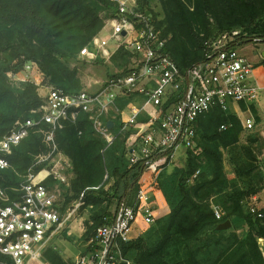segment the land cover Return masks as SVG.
<instances>
[{
    "label": "trees",
    "instance_id": "1",
    "mask_svg": "<svg viewBox=\"0 0 264 264\" xmlns=\"http://www.w3.org/2000/svg\"><path fill=\"white\" fill-rule=\"evenodd\" d=\"M150 1L137 0L138 9L154 18L168 40L166 52L183 72L204 62L210 45L225 33L241 31L240 39L246 43L264 41V0H155L160 13L151 10ZM104 12L105 17L115 13L109 0H0V140L16 123L36 120L32 112L41 107L36 84L16 86L9 79L28 62L43 75L42 84L67 93L83 90L77 71L64 61L79 56L100 32ZM133 55L121 48L112 61L124 68ZM117 102L122 110L139 100L129 95ZM111 119L113 131L120 132V116ZM147 120L139 116L137 123ZM243 131L236 115L219 109L198 118L194 144L184 150V164L163 165L157 177L170 213L144 228L143 235L117 241L124 258L132 264H264L259 245V240L264 242V208L252 212L248 205L264 190V173L254 150L258 142H264L252 136L241 144ZM48 132L47 126H38L10 153L0 154L9 163V168L0 170V187L11 198L12 188L22 184L33 164L51 151ZM138 133L129 126L107 146L87 120L80 119L55 134L72 175L68 186H59L57 209L61 217L79 201L82 210L89 209L83 234L88 251L97 248L96 230L112 224L122 205L135 207L139 189L148 184L145 161L131 163V150L138 151ZM225 154L233 166V179L224 169ZM162 157H169L168 152L153 159ZM43 167L36 166L34 172ZM46 184L54 187L56 182L50 179ZM216 210L222 213L220 219ZM226 221L231 227L219 229ZM43 260L71 264L50 246Z\"/></svg>",
    "mask_w": 264,
    "mask_h": 264
},
{
    "label": "built area",
    "instance_id": "2",
    "mask_svg": "<svg viewBox=\"0 0 264 264\" xmlns=\"http://www.w3.org/2000/svg\"><path fill=\"white\" fill-rule=\"evenodd\" d=\"M109 1L115 13L103 17L102 29L80 50L79 57L87 62L108 61L124 48L134 54L129 64L93 92L67 93L46 87L41 95V107L32 112L37 115L36 120L16 123L0 140V154L10 153L30 130L44 125L49 129L46 140L51 146L48 155L28 170L26 180L12 188L13 198L0 187V264H46L43 252L83 205L79 201L75 210L64 217L57 209L59 186H68L72 175L71 164L59 151L55 134L68 125L87 120L107 146L120 132L134 126L139 130V141L138 151L131 150V163L144 160L150 174L148 184L138 191L136 206L122 205L112 224L96 230L97 248L78 257L75 264H132L116 243L133 239L129 234L139 222L144 228L155 222L161 199L157 188L160 168L172 164L181 150L192 147L198 118L219 109L236 115L245 129L254 126L252 116L246 117L242 106L249 110L259 103L264 85L260 83L258 68L237 50L246 43L240 39L241 31L220 36L210 45L204 62L183 72L166 52L168 40L156 28L154 18L138 9L137 0ZM112 40L116 48L109 53L107 46ZM31 66L28 62L24 69ZM129 95L139 102L120 110L118 99ZM240 111L246 117L243 120ZM116 116H120L123 124L118 133L113 131L111 119ZM139 116H147V122L137 123ZM110 120L111 129L107 126ZM167 152L169 157L153 159ZM38 165L44 167L35 173ZM7 168L8 161L0 157V170ZM50 179L56 182L54 187L46 184ZM215 216L220 219L222 213L216 210Z\"/></svg>",
    "mask_w": 264,
    "mask_h": 264
},
{
    "label": "rangeland",
    "instance_id": "3",
    "mask_svg": "<svg viewBox=\"0 0 264 264\" xmlns=\"http://www.w3.org/2000/svg\"><path fill=\"white\" fill-rule=\"evenodd\" d=\"M150 8L156 13H160V7L157 1H150ZM106 12L101 14V17H105ZM116 48V42L110 41L107 46L109 53H112ZM238 52L246 57L249 62L255 65L256 68L261 69L264 73V41L257 43H244L237 47ZM69 69H75L77 71V76L81 81L84 91H96L103 82H105L110 76L118 74L123 68H119L112 61V58L108 61L99 60L96 62H87L81 57L77 56L75 59H70L64 61ZM32 65V64H31ZM264 77V75H263ZM10 82L16 86H20L23 82H31L38 86L39 95L44 93L48 85L42 84L43 75L39 72L38 68L34 65L30 69H23L21 73L16 76L9 77ZM42 84V85H41ZM247 108L242 107V111L245 112L246 117L248 115L252 116L254 120V126L251 129H244L241 136V144H245L246 140L252 136H257L263 139L264 142V91L261 96L260 102ZM242 120L245 119L242 112H238ZM255 154L257 157V163L259 170L264 173V145L260 142L254 147ZM185 152L181 150L174 159V162L170 164L171 167H180L185 161ZM224 169L228 178H235L233 172V166L228 161V155H224ZM60 199V198H59ZM78 203V202H77ZM72 204V208L69 212L75 210V205ZM248 205L256 210H261L264 208V190L248 201ZM68 212V213H69ZM67 213V214H68ZM89 209L82 210V206L76 210V213L64 224L61 231L52 239L50 247L55 250L60 256L69 261L71 264H75L78 257L84 256L91 251L87 250L89 243H86L83 239V234L85 232V221L89 219ZM148 229V227H147ZM137 234L135 226L132 228L129 236L134 237ZM144 232L141 234L143 235ZM260 248L264 252V243L259 242Z\"/></svg>",
    "mask_w": 264,
    "mask_h": 264
},
{
    "label": "crops",
    "instance_id": "4",
    "mask_svg": "<svg viewBox=\"0 0 264 264\" xmlns=\"http://www.w3.org/2000/svg\"><path fill=\"white\" fill-rule=\"evenodd\" d=\"M258 73H259V80H260V83L262 85H264V73L261 71V69L258 68ZM253 199H256V196L253 197ZM159 204H160V208L159 210H157L156 214H155V218L158 219V218H161V217H164L166 215H168L170 213V209L168 207V205L166 204V202L163 201V199L161 198L160 201H159ZM221 212V211H220ZM135 229L137 231V234L134 236V237H131V238H137L139 237L143 231H144V227L142 224H140V222L138 223V226H135ZM259 242H263V240H259ZM264 243V242H263ZM262 253H263V256H264V252L263 250L261 249Z\"/></svg>",
    "mask_w": 264,
    "mask_h": 264
},
{
    "label": "water",
    "instance_id": "5",
    "mask_svg": "<svg viewBox=\"0 0 264 264\" xmlns=\"http://www.w3.org/2000/svg\"><path fill=\"white\" fill-rule=\"evenodd\" d=\"M107 126L111 129L113 127V121H108ZM231 227V223L229 221H226L225 223L219 225V229L227 230Z\"/></svg>",
    "mask_w": 264,
    "mask_h": 264
}]
</instances>
